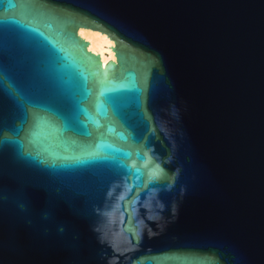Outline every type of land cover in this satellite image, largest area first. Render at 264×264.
Here are the masks:
<instances>
[{
    "label": "water",
    "instance_id": "95a60500",
    "mask_svg": "<svg viewBox=\"0 0 264 264\" xmlns=\"http://www.w3.org/2000/svg\"><path fill=\"white\" fill-rule=\"evenodd\" d=\"M0 17L21 22L0 25V264H264V0H0ZM112 148L130 155L81 163Z\"/></svg>",
    "mask_w": 264,
    "mask_h": 264
},
{
    "label": "snow or ice",
    "instance_id": "6c2138e0",
    "mask_svg": "<svg viewBox=\"0 0 264 264\" xmlns=\"http://www.w3.org/2000/svg\"><path fill=\"white\" fill-rule=\"evenodd\" d=\"M7 23H15V24H20L21 22L19 20H7V19H4L2 17H0V25H4V24H7ZM60 51V50H58ZM115 91V90H113ZM105 95V92H101V96L103 97ZM111 102V101H109ZM135 102L138 104L139 103V100L138 98L135 99ZM79 112L80 113H83L84 115H87L86 111L83 110V109H79ZM113 113L114 115H116L118 118L121 117V113L119 111V108L117 105L113 104ZM27 118H28V113H27V110L25 109L24 111V119L25 121H27ZM75 122L77 125L81 126V127H86V125L84 124V121H81L79 119V114H77L75 117ZM69 125H67V123L65 124V128H68ZM71 130L73 131H78L79 129L76 128V127H72ZM8 142H11V143H16L18 145H20V147L22 148L23 145H22V142L18 141V140H12V141H8ZM111 153L112 155L111 156H96V155H92L89 157L88 160H83L81 161V163H88V162H97V163H102V164H110V165H115V164H118L119 163V158H118V155H123V156H128L130 155L129 153H124L122 152L121 149H116V148H112L111 149ZM138 158H141L138 154ZM131 171V170H129Z\"/></svg>",
    "mask_w": 264,
    "mask_h": 264
},
{
    "label": "bare ground",
    "instance_id": "6f19581e",
    "mask_svg": "<svg viewBox=\"0 0 264 264\" xmlns=\"http://www.w3.org/2000/svg\"><path fill=\"white\" fill-rule=\"evenodd\" d=\"M78 34L88 42V50L99 54L101 62L105 65L109 60H114V52L112 46L114 41L109 39L105 33L99 30H92L90 28L80 27Z\"/></svg>",
    "mask_w": 264,
    "mask_h": 264
}]
</instances>
